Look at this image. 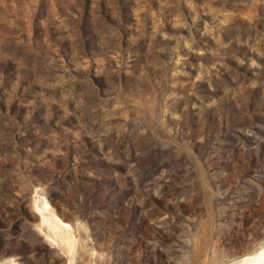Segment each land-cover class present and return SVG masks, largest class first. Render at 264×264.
<instances>
[{
    "label": "rangeland",
    "instance_id": "obj_1",
    "mask_svg": "<svg viewBox=\"0 0 264 264\" xmlns=\"http://www.w3.org/2000/svg\"><path fill=\"white\" fill-rule=\"evenodd\" d=\"M262 242L264 0H0V264Z\"/></svg>",
    "mask_w": 264,
    "mask_h": 264
},
{
    "label": "bare ground",
    "instance_id": "obj_2",
    "mask_svg": "<svg viewBox=\"0 0 264 264\" xmlns=\"http://www.w3.org/2000/svg\"><path fill=\"white\" fill-rule=\"evenodd\" d=\"M230 264H264V242L247 255L231 261Z\"/></svg>",
    "mask_w": 264,
    "mask_h": 264
}]
</instances>
